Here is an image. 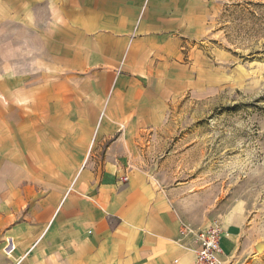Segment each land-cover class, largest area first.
I'll return each mask as SVG.
<instances>
[{"label":"rangeland","instance_id":"rangeland-1","mask_svg":"<svg viewBox=\"0 0 264 264\" xmlns=\"http://www.w3.org/2000/svg\"><path fill=\"white\" fill-rule=\"evenodd\" d=\"M217 1L195 46V86L164 124L132 130V153L117 165L132 177L145 170L183 225L220 224L214 264H264V0ZM48 16L39 3L0 0V264H45L39 249L63 234L61 202L79 195L83 169L100 165L94 154L111 144L97 138L88 157L77 156L96 127L68 119L93 111L43 100L66 80L58 62L43 60Z\"/></svg>","mask_w":264,"mask_h":264},{"label":"crops","instance_id":"crops-1","mask_svg":"<svg viewBox=\"0 0 264 264\" xmlns=\"http://www.w3.org/2000/svg\"><path fill=\"white\" fill-rule=\"evenodd\" d=\"M37 3L49 15L43 60L58 62L66 79L45 89L43 100L93 111L68 119L96 127L77 156L88 157L97 138L111 143L94 154L100 165L83 169L80 196L61 202L63 234L39 249L45 264H195L197 246L181 234L184 223L163 187L117 162L132 153L134 128L164 124L173 101L195 86V46L211 31L218 1L29 0ZM68 145L61 141L62 153Z\"/></svg>","mask_w":264,"mask_h":264},{"label":"built area","instance_id":"built-area-1","mask_svg":"<svg viewBox=\"0 0 264 264\" xmlns=\"http://www.w3.org/2000/svg\"><path fill=\"white\" fill-rule=\"evenodd\" d=\"M127 181L128 177H124ZM223 228L218 223H213L205 229H193L190 226L182 225L181 234L184 237H191L196 244L195 264H214L218 262L221 254Z\"/></svg>","mask_w":264,"mask_h":264}]
</instances>
